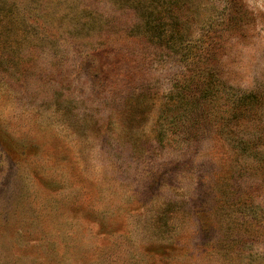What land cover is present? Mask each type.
I'll return each instance as SVG.
<instances>
[{
	"label": "rangeland",
	"instance_id": "rangeland-1",
	"mask_svg": "<svg viewBox=\"0 0 264 264\" xmlns=\"http://www.w3.org/2000/svg\"><path fill=\"white\" fill-rule=\"evenodd\" d=\"M0 264H264V0H0Z\"/></svg>",
	"mask_w": 264,
	"mask_h": 264
}]
</instances>
